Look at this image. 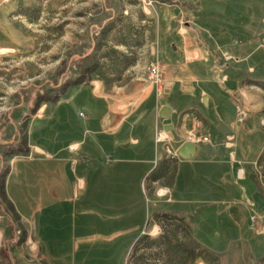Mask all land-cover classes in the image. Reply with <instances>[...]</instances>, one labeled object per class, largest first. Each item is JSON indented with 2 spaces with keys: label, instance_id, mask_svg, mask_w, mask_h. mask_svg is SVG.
<instances>
[{
  "label": "rangeland",
  "instance_id": "rangeland-1",
  "mask_svg": "<svg viewBox=\"0 0 264 264\" xmlns=\"http://www.w3.org/2000/svg\"><path fill=\"white\" fill-rule=\"evenodd\" d=\"M195 6L193 0H157L149 8L140 0H0V183L4 177L6 186L0 190V264H124L127 215L119 234L100 237L87 227L91 207L60 200L53 184L66 173L72 182L78 175L80 151L69 146L91 127L81 116L86 108L102 110L105 103V110L128 114L152 84L151 61L164 80L184 74L174 56L176 25L182 17L189 27ZM241 87L245 117L258 122L264 139V77H248ZM250 170L262 204L249 202L247 191L250 206L239 207L244 216L234 213L237 206H211L201 191L192 206L176 207L169 188L144 177L146 194L133 210L148 238L127 264H264V145ZM37 188L52 195L38 196ZM160 209L183 222L155 220ZM214 211L243 216L245 237L233 249L227 243L236 239L215 237V220L224 214Z\"/></svg>",
  "mask_w": 264,
  "mask_h": 264
},
{
  "label": "crops",
  "instance_id": "crops-1",
  "mask_svg": "<svg viewBox=\"0 0 264 264\" xmlns=\"http://www.w3.org/2000/svg\"><path fill=\"white\" fill-rule=\"evenodd\" d=\"M193 3L196 6L186 33L181 36L176 31L180 44L174 48V56L180 59L183 68L179 72L184 74L165 80L172 82L168 98L163 97L164 87L159 93L156 86L149 84L125 116L105 110L109 108L105 103H100L104 110L86 108L81 116H87L91 127L86 124L74 142L80 151L76 160L78 175L72 182L66 173L53 184L62 194L60 200L91 207L87 227L100 237L119 234L126 217L131 228L126 254L142 234L141 215L133 207L146 194L144 177L148 183L158 182L169 188L176 207L192 206L200 191L208 196L211 206H237L234 213L238 215L244 216L245 210L239 207L250 201L262 204L250 169L264 145L263 133L255 120L237 122L233 93L246 78L264 77V48L260 47L264 44V0ZM224 53L231 56L228 61ZM186 56L191 60L186 62ZM186 84L190 91L182 90ZM163 105L170 108L172 129L167 141L158 142L156 133L163 130V118L159 116ZM190 135L206 136L208 141L193 142ZM185 142L194 144L188 158L178 152ZM166 148L176 151V156ZM4 179L0 183L2 191L6 189ZM37 189L38 196L52 195ZM247 191L252 196L249 202ZM234 213H212L224 214V218L215 220L222 232L217 230L215 237L236 239L226 242L228 249L245 237L239 225L243 216L239 219ZM201 232L210 237L204 229ZM196 237L207 249L213 248L214 243L198 234Z\"/></svg>",
  "mask_w": 264,
  "mask_h": 264
},
{
  "label": "built area",
  "instance_id": "built-area-1",
  "mask_svg": "<svg viewBox=\"0 0 264 264\" xmlns=\"http://www.w3.org/2000/svg\"><path fill=\"white\" fill-rule=\"evenodd\" d=\"M142 2V4L149 8L153 5V3L157 0H140ZM176 2H178L179 0H174ZM177 33L179 35H183L186 33V25L185 22L183 21L182 17L178 19V23H177ZM223 58L225 61H228L231 56L227 55L226 53L223 54ZM191 60V57L186 56L185 57V61L188 62ZM148 78L150 80V82L157 87L159 93H161L162 91V87L165 84V80L163 77V73L160 69L159 63L157 61H151L148 65ZM224 77V76H223ZM222 77V78H223ZM224 79V78H223ZM233 97L234 100L236 102V120L237 122H243L246 117V113H245V104H244V97H245V90L241 87L238 88L237 91H235L233 93ZM82 115V114H81ZM260 123H263V120L260 121ZM161 133L164 135L163 137H160ZM190 140H192L193 142H198V141H208V138L206 136H202V137H195L193 135H190ZM156 141L158 142H165L167 141V132L164 130H159L156 133ZM70 150H76L77 149V144H72L69 146ZM166 151L168 153H171L172 156H176V151H172L169 148H166ZM168 191V189H166L161 195L166 194ZM33 246L34 244L31 246V250L33 251ZM35 250V249H34Z\"/></svg>",
  "mask_w": 264,
  "mask_h": 264
},
{
  "label": "water",
  "instance_id": "water-1",
  "mask_svg": "<svg viewBox=\"0 0 264 264\" xmlns=\"http://www.w3.org/2000/svg\"><path fill=\"white\" fill-rule=\"evenodd\" d=\"M172 86V82H166L164 89H163V97L164 99L168 98V92L170 90ZM183 91H190L191 88L187 87V84L184 85ZM170 115V108L167 105H163L162 107H160L159 110V116L163 118V130L166 131L168 134H170V130L172 129V124H171V119L169 117ZM179 154L184 157V158H188L190 157V155L194 152V144L190 143V142H185L180 149L178 150Z\"/></svg>",
  "mask_w": 264,
  "mask_h": 264
},
{
  "label": "trees",
  "instance_id": "trees-1",
  "mask_svg": "<svg viewBox=\"0 0 264 264\" xmlns=\"http://www.w3.org/2000/svg\"><path fill=\"white\" fill-rule=\"evenodd\" d=\"M80 79H78V81H76V82H80L79 81ZM152 217L155 219V220H157V221H170V220H175V221H179V222H183V218H181V217H176V215L175 216H173L171 213H169V212H164V211H159V212H155V213H153V215H152ZM185 227L188 229V226H186L185 225ZM190 232H191V229H190ZM147 235H145V234H141L136 240H135V242L133 243V245H132V247L130 248V250H129V252H128V254H127V256H126V259H125V262H124V264H127V258H128V256H129V254H130V252L132 251V249H135L136 247H138L139 245H143V243L147 240ZM181 250L182 249H176V251H178V252H180L181 253ZM201 258V255L200 254H192V259L193 260H195L196 258ZM203 258V257H202ZM178 264H180L179 262H178Z\"/></svg>",
  "mask_w": 264,
  "mask_h": 264
},
{
  "label": "bare ground",
  "instance_id": "bare-ground-1",
  "mask_svg": "<svg viewBox=\"0 0 264 264\" xmlns=\"http://www.w3.org/2000/svg\"><path fill=\"white\" fill-rule=\"evenodd\" d=\"M164 135L161 133V135H160V137H163ZM164 192V190H162L161 192H160V194H162Z\"/></svg>",
  "mask_w": 264,
  "mask_h": 264
}]
</instances>
